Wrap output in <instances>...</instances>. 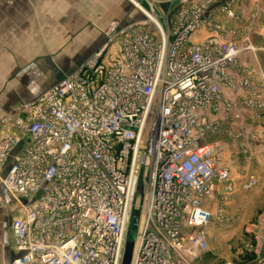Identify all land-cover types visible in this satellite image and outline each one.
I'll use <instances>...</instances> for the list:
<instances>
[{
    "label": "built area",
    "instance_id": "built-area-1",
    "mask_svg": "<svg viewBox=\"0 0 264 264\" xmlns=\"http://www.w3.org/2000/svg\"><path fill=\"white\" fill-rule=\"evenodd\" d=\"M169 3L165 15L150 6L154 18L111 22L76 69L0 120V186L18 204L9 264H121L138 208L131 264H189L209 249L203 201L234 182L206 138L222 117L264 108V76L243 67L245 49L214 19L239 20L235 0ZM225 89L247 93L231 100ZM186 226L198 230L185 238ZM245 233L258 251L264 211Z\"/></svg>",
    "mask_w": 264,
    "mask_h": 264
},
{
    "label": "crops",
    "instance_id": "crops-1",
    "mask_svg": "<svg viewBox=\"0 0 264 264\" xmlns=\"http://www.w3.org/2000/svg\"><path fill=\"white\" fill-rule=\"evenodd\" d=\"M9 1L12 3L18 0ZM234 10L240 17L237 21L224 14H215L214 19L227 28L225 37L239 41L245 49L241 54V64L258 71L261 81L264 76V0H235ZM5 15L13 17L14 7L6 8ZM206 34L204 31L200 32L195 39L200 40ZM103 41L66 73L76 69ZM233 76L240 80L244 75L242 72H234ZM60 77L55 78L44 90L39 85L32 90L26 87L27 92H21L7 105L0 104V120L12 115L19 104L41 96ZM246 91L223 90L231 100H238L246 95ZM240 114L241 119L237 121L222 117L218 129L206 138L207 141L214 142L221 154L222 163L230 168L234 188L228 190L222 183L216 182L211 195L204 199V206L212 213L210 223L203 228L210 247L208 250L195 248L193 256L189 257V264H264V241L258 251H249L243 245L247 238L245 225L256 220L264 211V108L245 106L240 109ZM237 134L243 136L237 138ZM253 177L257 183L250 189H243L242 186ZM0 195L4 200V205L0 208V264H9L17 254L11 223L18 204L2 185ZM196 230L198 229L186 226L184 237Z\"/></svg>",
    "mask_w": 264,
    "mask_h": 264
},
{
    "label": "rangeland",
    "instance_id": "rangeland-1",
    "mask_svg": "<svg viewBox=\"0 0 264 264\" xmlns=\"http://www.w3.org/2000/svg\"><path fill=\"white\" fill-rule=\"evenodd\" d=\"M169 1L0 0V104L27 92L26 87L48 88L104 40L111 22L142 20L146 14L154 18L150 6L165 15ZM9 7L13 17L5 15ZM142 202L139 198L138 207ZM138 209L127 227L131 241L138 238Z\"/></svg>",
    "mask_w": 264,
    "mask_h": 264
},
{
    "label": "water",
    "instance_id": "water-1",
    "mask_svg": "<svg viewBox=\"0 0 264 264\" xmlns=\"http://www.w3.org/2000/svg\"><path fill=\"white\" fill-rule=\"evenodd\" d=\"M134 251V241H131L128 237L124 247V255L121 264H131Z\"/></svg>",
    "mask_w": 264,
    "mask_h": 264
}]
</instances>
